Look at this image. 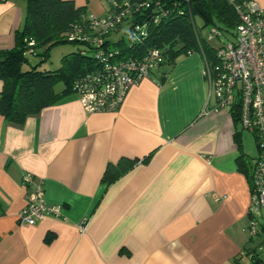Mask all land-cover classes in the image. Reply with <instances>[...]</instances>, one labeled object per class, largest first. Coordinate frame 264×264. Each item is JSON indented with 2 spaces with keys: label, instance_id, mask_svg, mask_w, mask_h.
Instances as JSON below:
<instances>
[{
  "label": "crops",
  "instance_id": "0c3cea01",
  "mask_svg": "<svg viewBox=\"0 0 264 264\" xmlns=\"http://www.w3.org/2000/svg\"><path fill=\"white\" fill-rule=\"evenodd\" d=\"M72 1L96 15L106 8ZM24 17L23 0H0V49L14 46ZM203 67L198 53L179 56L163 82L153 72L115 112L88 113L70 92L21 125L0 114V264H252L248 249L264 258L237 163L254 157L231 112L209 108ZM129 162L102 180L107 164ZM25 173L42 181L46 204L63 206L61 216L19 222Z\"/></svg>",
  "mask_w": 264,
  "mask_h": 264
},
{
  "label": "built area",
  "instance_id": "2783aa9c",
  "mask_svg": "<svg viewBox=\"0 0 264 264\" xmlns=\"http://www.w3.org/2000/svg\"><path fill=\"white\" fill-rule=\"evenodd\" d=\"M102 1L107 3L104 12L100 15L87 12L69 34L71 39L90 44L98 64L95 70L78 76L72 84L88 113L117 111L130 87L151 77L162 61L157 47L148 48L141 57L124 58L105 41L115 34L116 38L128 41L141 40L147 36L150 22H159L170 11L162 0ZM234 9L239 22L232 33L210 26L206 35L200 34L213 45L215 54V61L205 62L201 73L213 99L209 108L228 109L236 117L239 129L252 134L257 141L258 154L250 160L248 208L249 232L254 237L264 209V5L256 0H241L234 3ZM139 13L148 16L140 18ZM125 25L127 28L123 31ZM21 182L27 192L26 205L18 213L19 222L34 225L47 215L61 216L62 205L46 204L42 181L25 173ZM211 197L223 198L216 193Z\"/></svg>",
  "mask_w": 264,
  "mask_h": 264
},
{
  "label": "trees",
  "instance_id": "16d2710c",
  "mask_svg": "<svg viewBox=\"0 0 264 264\" xmlns=\"http://www.w3.org/2000/svg\"><path fill=\"white\" fill-rule=\"evenodd\" d=\"M23 1L25 17L21 28L15 32V44L12 48L0 49V114L7 122L15 125L23 124L28 116L37 114L43 107L74 92L73 81L78 76L95 70L98 65L90 44L69 38L74 25L84 20L86 9L75 6L72 0ZM237 1L241 0H162L164 6L170 7L169 14L157 23L150 22L145 38L128 41L115 37L108 38L105 43L109 48L119 50L120 57L124 58L141 57L148 48H159L162 61L155 71H159L158 78L163 82L179 56L198 53L204 63L215 61L213 45L200 34L205 27L210 26L228 34L232 33L239 22L234 9ZM139 15L140 18L148 16L141 13ZM197 19L201 20V25L197 24ZM29 41H33V44L29 45ZM64 41L81 46L76 51L63 55L57 69L41 70L29 62L28 56L44 57L48 54V49L40 53L39 48L42 45ZM30 49L31 52H28ZM59 83L62 84L61 91L56 90ZM234 119L238 124L235 116ZM240 135L241 130H238L235 135L237 141ZM253 139L258 149L255 136ZM237 163L250 182V160L245 154H241L237 157ZM131 165L132 162L107 164L102 180L110 183ZM260 231L264 232V220L258 222L256 236ZM256 236H251V239ZM261 245H264V241ZM246 254L251 255L252 264H264V258L256 253V249H248Z\"/></svg>",
  "mask_w": 264,
  "mask_h": 264
},
{
  "label": "rangeland",
  "instance_id": "374dc122",
  "mask_svg": "<svg viewBox=\"0 0 264 264\" xmlns=\"http://www.w3.org/2000/svg\"><path fill=\"white\" fill-rule=\"evenodd\" d=\"M104 4L107 6L106 2H104ZM201 23H202L201 20L197 19V24L201 25ZM123 28L124 31L126 30L127 26L125 25ZM206 32H207V28L205 27L201 33L202 35H206ZM112 37L115 38L116 34ZM80 46L81 45L69 41L59 42L52 45L46 43L45 45H42V47L39 48V51L40 53H43L48 49V54L44 55V57H42V55L28 56V59L32 65H37V67L41 70H54L61 65V59L63 55L70 53L72 51H76ZM58 87L61 88L62 84L59 83ZM242 134H243L242 135L243 141L250 145L252 151L250 155L252 157H255L257 155L258 149L256 147L252 135H250V133H248L247 131H243ZM261 213H264V209H262ZM262 220H264V218H260L259 222H262ZM262 236H264V234H262L261 237ZM256 237L258 238L255 239V242H257L260 236L258 235Z\"/></svg>",
  "mask_w": 264,
  "mask_h": 264
}]
</instances>
